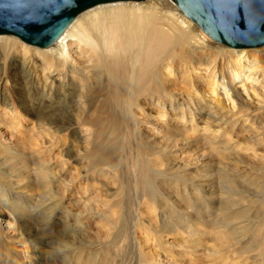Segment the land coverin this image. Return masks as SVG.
I'll use <instances>...</instances> for the list:
<instances>
[{
  "label": "bare ground",
  "instance_id": "6f19581e",
  "mask_svg": "<svg viewBox=\"0 0 264 264\" xmlns=\"http://www.w3.org/2000/svg\"><path fill=\"white\" fill-rule=\"evenodd\" d=\"M144 1L148 2L117 1L91 7L78 14L47 49L27 44L14 35H0V129L6 127L15 130V134L20 133V111L36 110L42 115V128L46 131L56 133L70 129L80 134L82 139H85L83 134L95 137L113 134V103L120 102L122 105L117 113L122 120L127 119L126 128L132 130L134 139L138 141L130 153L135 171L141 152L144 153L138 137L141 115L150 117L144 120L147 123L156 122L153 125L156 132L176 122V127L190 133H208L212 138H207L212 142L225 140L223 147H227L230 153L237 152L231 143L232 130L240 127L249 132L254 124L251 120L256 118L251 116L252 112L264 110V45L259 48L216 45L208 42L204 35L215 43L220 42L196 24L197 27L194 26V22L172 0ZM91 81L96 84L93 88ZM83 89H87L84 95ZM179 90L186 94L182 93V96L186 97L187 105L182 102L173 107L174 93ZM195 101H201L209 108V119L197 122L203 108L194 107ZM140 102L152 106L155 115L145 113ZM223 111L226 116L220 119L218 116ZM22 132L35 137L38 134L32 126H24ZM40 135L41 131L38 138ZM11 137L14 135L7 141L0 136V147L14 151L13 148L23 144V141L11 142ZM55 139L52 135L48 143ZM45 149L48 151L51 146H45ZM71 151L69 148L66 152L71 154ZM86 155L90 159V167L84 172L83 180L90 179L93 183H101L102 176L113 177L114 171H120L124 159V155L113 151L109 137L93 141ZM50 170L49 165L44 164L36 166L34 172L55 184L58 179L51 176ZM60 171L65 172L64 166ZM150 182L148 175L143 173L139 176L135 186L142 188V194L138 191L135 196V210L147 203L141 197L150 188ZM19 186L21 190L18 192L11 189L8 193L5 186H0V206L5 209L2 214L6 217L5 224L0 222V264H58L59 260L64 261V253L69 246L60 244L54 254H41L39 250L45 244L48 246L47 242L29 227L15 225V214L23 207L7 196L15 193L27 199L32 193L28 183ZM82 189L84 192L87 190L84 186ZM44 195L48 200L52 199L49 192ZM32 196L34 200L44 197L42 193L34 192ZM126 204L123 205L125 208ZM54 208V205L50 206V212L45 216L49 224L54 223ZM24 234L30 235L31 240L25 241ZM123 247L129 249L128 244ZM183 249L190 250L188 245ZM219 254L212 253L209 262L216 264ZM136 255L135 262L139 264L140 254ZM184 255L185 252L180 254ZM186 256L195 259L189 253Z\"/></svg>",
  "mask_w": 264,
  "mask_h": 264
},
{
  "label": "rangeland",
  "instance_id": "374dc122",
  "mask_svg": "<svg viewBox=\"0 0 264 264\" xmlns=\"http://www.w3.org/2000/svg\"><path fill=\"white\" fill-rule=\"evenodd\" d=\"M204 36L208 42L221 45ZM90 84L92 88L96 85L93 81ZM86 90L83 89L82 95ZM182 93L186 95L181 90L175 91L173 107L182 102L187 105ZM115 103L113 134L96 137L83 134L85 139H82L70 129L56 133L46 131L42 128V115L36 110L20 111V133L15 134V130L6 127L0 129V136L7 141L11 135H14L11 142L23 141L19 148H13L14 151L0 147V186H5L8 193L18 192L23 183L30 185L31 197L25 199L15 193L7 197L20 202L23 207L15 214V225L29 227L47 242L48 246H41L39 252L54 254L60 244L69 246L64 261L59 260L58 264H127L130 261L137 264V253L140 254L139 264H212L209 260L214 252H220L216 264L225 261V264H264V110L252 112L251 116L256 118L251 120L254 124L249 132L240 127L232 130L231 143L236 146L235 153L223 147L225 140L212 142L208 133H190L176 127V122L156 132L153 127L156 122L147 123L144 120L150 117L141 115L138 137L144 153L141 152L135 171L130 153L138 141L132 130L126 128L127 119L122 120L117 113L122 103ZM140 103L145 113L155 115L152 106ZM195 105L203 108L197 122L209 119V108L201 101L193 103ZM224 114L225 111L218 117L223 119ZM24 126H32L42 135L38 138V134L35 137L22 132ZM52 135L56 139L48 143ZM108 137L113 142V151L124 155L120 171H114L113 177H100L101 183L83 180L84 172L90 167L86 154L91 150L92 142ZM48 145L51 149L47 151L45 146ZM106 146L110 147L109 144ZM69 148L71 154L66 152ZM44 164L51 168V176L58 179L55 184L34 172L36 166ZM62 166L65 172L60 171ZM143 173L151 181L148 192L144 191L141 197L147 203L135 210V196L142 189L135 185ZM83 186L87 188L85 192ZM33 192L42 193L44 197L34 200ZM48 192L50 200L44 195ZM52 205L56 207L53 209L54 223L49 224L45 216ZM4 210L0 206L1 223L6 219L2 214ZM23 237L25 241L32 238L27 234ZM123 243L128 244L129 249H125ZM187 245L190 250L183 249ZM183 252L184 256L189 253L195 259L180 256Z\"/></svg>",
  "mask_w": 264,
  "mask_h": 264
},
{
  "label": "water",
  "instance_id": "95a60500",
  "mask_svg": "<svg viewBox=\"0 0 264 264\" xmlns=\"http://www.w3.org/2000/svg\"><path fill=\"white\" fill-rule=\"evenodd\" d=\"M144 0H0V35L48 47L81 12L103 3ZM212 39L233 48L264 45V0H172Z\"/></svg>",
  "mask_w": 264,
  "mask_h": 264
}]
</instances>
